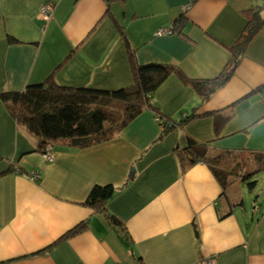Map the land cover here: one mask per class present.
<instances>
[{"label": "crops", "instance_id": "0c3cea01", "mask_svg": "<svg viewBox=\"0 0 264 264\" xmlns=\"http://www.w3.org/2000/svg\"><path fill=\"white\" fill-rule=\"evenodd\" d=\"M47 3L54 6L49 21L40 12ZM260 3L0 0V264H264V191L252 201L258 183L250 191L237 178L225 197L209 166L185 167L178 156L189 138L212 156L264 154V28L205 103L171 74L152 107L113 140L83 150L55 146L51 162L1 96L52 80L100 90L132 86L122 31L139 62L216 79L229 68L246 11ZM184 13L182 31L156 35ZM157 113L170 123L194 115L160 139ZM96 185L115 187L104 213L85 204ZM227 201L231 213L223 217ZM106 213L127 230L128 243Z\"/></svg>", "mask_w": 264, "mask_h": 264}, {"label": "trees", "instance_id": "16d2710c", "mask_svg": "<svg viewBox=\"0 0 264 264\" xmlns=\"http://www.w3.org/2000/svg\"><path fill=\"white\" fill-rule=\"evenodd\" d=\"M259 2L261 3L254 4L246 11V28L235 46L229 68L216 79L190 78L179 65L173 63L139 62L136 52L132 50L125 32L122 31L134 73L132 86L100 90L91 87L62 86L52 80L28 86L23 91L3 93L2 99L15 120L38 138V149L42 156L48 145L52 148L61 145L83 150L109 142L144 110L152 107L153 95L171 74H175L181 81L192 86L205 103L231 78L246 46L264 28L262 15L264 0ZM186 21V13L179 16L171 28L172 33L182 31ZM193 115L194 113L181 118L179 122L170 123L167 118L157 113L156 119L162 131L159 138H164L169 132L189 122ZM207 147V144L197 143L189 138L187 145L178 151L183 166L189 167L198 163L209 166L223 188L225 197H227L226 191L237 178L246 183L250 191L256 188L257 174L264 171V154L253 157L252 161H245L243 164L239 162L231 164L226 154L212 156L208 153ZM114 193L113 185H96L85 204L104 213L105 205ZM227 204L229 208L222 215L223 217L231 213V205L228 201ZM106 218L128 243V232L121 227V222L109 213H106Z\"/></svg>", "mask_w": 264, "mask_h": 264}, {"label": "built area", "instance_id": "2783aa9c", "mask_svg": "<svg viewBox=\"0 0 264 264\" xmlns=\"http://www.w3.org/2000/svg\"><path fill=\"white\" fill-rule=\"evenodd\" d=\"M40 12H41L42 19L45 21H49L53 15L54 6L50 3H47L41 7ZM171 33H172L171 28H165V29H159L156 35L162 36V35H165V34L168 35ZM53 149L54 148H52V146L50 145H48V147L46 148L45 153L43 154V158L46 162H51L54 159L55 153L53 152ZM39 177H40L39 173L36 172L32 175L31 178L33 180H36V179H39ZM207 264H216V263L213 259H208Z\"/></svg>", "mask_w": 264, "mask_h": 264}, {"label": "rangeland", "instance_id": "374dc122", "mask_svg": "<svg viewBox=\"0 0 264 264\" xmlns=\"http://www.w3.org/2000/svg\"><path fill=\"white\" fill-rule=\"evenodd\" d=\"M188 7L190 8V5H188L185 8V11H187L189 9ZM228 158H229V162L231 164H235L237 162H239L240 164H243V163H245V161H252V159H253L252 156H248V155L233 156V158H232V156H230ZM230 158H232V159L230 160ZM240 172H243V171H240ZM263 176H264V171L263 172H260L259 174H257L256 179H257L258 186L256 188V192L252 195V201H255V198H257V196L261 193V191H264V180H263Z\"/></svg>", "mask_w": 264, "mask_h": 264}, {"label": "water", "instance_id": "95a60500", "mask_svg": "<svg viewBox=\"0 0 264 264\" xmlns=\"http://www.w3.org/2000/svg\"><path fill=\"white\" fill-rule=\"evenodd\" d=\"M132 171H133V173H134L135 170H132Z\"/></svg>", "mask_w": 264, "mask_h": 264}]
</instances>
